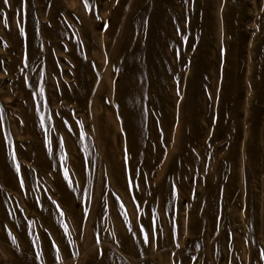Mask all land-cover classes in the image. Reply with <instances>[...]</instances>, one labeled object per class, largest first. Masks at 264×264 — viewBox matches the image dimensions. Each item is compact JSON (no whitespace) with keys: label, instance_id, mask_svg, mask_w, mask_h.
I'll list each match as a JSON object with an SVG mask.
<instances>
[{"label":"rangeland","instance_id":"obj_1","mask_svg":"<svg viewBox=\"0 0 264 264\" xmlns=\"http://www.w3.org/2000/svg\"><path fill=\"white\" fill-rule=\"evenodd\" d=\"M0 264H264V0H0Z\"/></svg>","mask_w":264,"mask_h":264},{"label":"snow or ice","instance_id":"obj_2","mask_svg":"<svg viewBox=\"0 0 264 264\" xmlns=\"http://www.w3.org/2000/svg\"><path fill=\"white\" fill-rule=\"evenodd\" d=\"M4 3L7 4L8 3V0H4Z\"/></svg>","mask_w":264,"mask_h":264}]
</instances>
